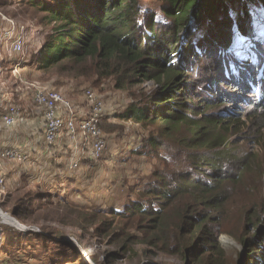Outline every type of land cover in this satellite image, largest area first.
Listing matches in <instances>:
<instances>
[{"label":"trees","instance_id":"1","mask_svg":"<svg viewBox=\"0 0 264 264\" xmlns=\"http://www.w3.org/2000/svg\"><path fill=\"white\" fill-rule=\"evenodd\" d=\"M22 2L42 13L44 22L52 25L39 46L36 62L29 61L34 69L45 71L61 64V70L75 77L110 79L123 94L132 87L152 84L145 98L128 104L121 117L147 132L133 155L154 156L162 167L153 171L151 180L144 175L136 199L127 192L126 201L120 203L105 194L103 205L93 212L74 202L75 229L85 231L83 219L94 225L105 215L95 230L98 233L101 227L109 226L108 237H119L115 259L143 246L187 264H224L218 238L227 233L245 248L246 259L240 264H264V195L252 198L257 205L241 210L236 233L225 229L230 203L241 194L247 195L249 169L255 182L251 183L255 188L251 196H258L261 190L264 159L259 162L258 156L246 149L248 144L259 146L263 139L259 131L264 130V49L251 50L250 72L249 63L241 62L233 51V43L238 35H250V8L264 10V0ZM233 27L238 34L231 32ZM7 28L8 24H0V36ZM0 53L7 54L3 48ZM8 56L10 67L22 64L20 55ZM258 67L261 75L255 74ZM104 118L103 114L100 126ZM249 121L258 130L254 137L249 133ZM65 141L61 146L53 145L55 152L48 151L45 161L19 171L15 178L3 175L10 193H18L15 185L25 178L29 186L34 183L53 192L65 207L72 205L70 199L87 197L88 189L94 190L95 185H91L89 172L78 174L72 169L77 158ZM58 146L66 153L60 154ZM63 156L66 159L56 161ZM120 159L127 161L122 156ZM117 187L122 189L123 182ZM24 198L18 201L23 204L11 211L21 220L28 215ZM41 198L37 200L43 202ZM102 206L108 207L106 212ZM0 230L8 233L2 227ZM116 232L121 234L113 235ZM6 240L16 247L12 252L20 253L23 262L44 263L43 258L37 260L41 255L32 257L34 252L21 254L26 245L18 235L9 234L3 243ZM67 245L61 247L71 249V259L76 262L78 251ZM49 262L58 264L56 260Z\"/></svg>","mask_w":264,"mask_h":264},{"label":"rangeland","instance_id":"2","mask_svg":"<svg viewBox=\"0 0 264 264\" xmlns=\"http://www.w3.org/2000/svg\"><path fill=\"white\" fill-rule=\"evenodd\" d=\"M147 1L154 2V0ZM153 8L157 9L156 6ZM250 10L251 18L248 22H250L251 28H253L249 36H237L233 43V51L238 53L241 62H244V64L249 63L248 70L251 72L253 71L250 61L251 50L255 47L264 49V10L256 6H251ZM233 18L234 14L232 15ZM9 22L22 26L21 30L24 32L26 48L24 54L20 56V58H23V61H21L22 64L17 69L19 72L18 77H16V70H13L14 67L8 65V54H1L0 91H12L16 89L17 92L22 94V97H28L34 106L31 91L25 89L24 82H28L38 87L45 86L56 90L73 106H81L84 110L86 109L84 92L86 90L91 91L100 99L103 106L105 118L100 129L107 140V151L99 161L93 162L88 160L87 164L84 162L86 158L88 159V155L83 154V159L80 160L79 164L80 167H77L76 172L78 174L81 172H89L90 181L92 182L91 185H95V189H88L87 197L74 198V200L70 199L69 204L72 205H67L68 207L62 205L56 196L53 197L54 193L47 188H42V185L38 186L37 184L31 183L29 186L25 178L19 181L15 185L16 187L14 186L18 190L16 194H11V188L5 184L6 188L3 194L0 190V213L2 212L13 217L26 228L39 230L38 234L44 237L42 239L37 238L31 231L30 233L18 231L9 224H6V222L0 220V229L2 227L8 232L4 235L2 230L0 231V254H2L0 264H31L32 262H23V257L20 253L12 252L16 247L8 243L10 240H6L7 242L5 241L3 243V240L9 234L18 235L22 240L21 244L26 245L20 251L21 254L23 253L24 255V252H34L32 257L41 255L37 260H42L43 258V264H51L49 262L51 260H56L58 264H187L181 259L160 252L158 249L143 246H138L137 251L128 254L124 257L125 259L123 257L115 259L113 253L117 251L115 242L116 238L119 237H112L111 239L108 237V234H111L108 230L109 226L101 227L98 233L95 230V227L99 226V221L104 220L103 216L105 215L100 216L94 225H89L88 218L83 219L81 223L85 231L75 229L74 227L76 222L75 215L72 213L74 212V202H80L79 204H81L82 208L93 212L94 210L100 209V205H103L102 197L105 201V194L113 196L117 201L120 200V203H122L121 201H126L125 195H127V192H132L130 196L132 200L136 199V191L143 184V179L148 178V180H151L153 171L162 167L159 160L154 156L144 157L133 155L136 152L134 149L141 144L142 138L147 135V132L140 125L121 117L129 105L141 102L140 100L145 98L151 90L152 84L145 83L140 87H132L126 91L128 93L123 94L114 88V82L110 79H99L92 76L93 78L87 80L85 78L75 77L73 73L61 70V64L45 71L37 70V68L34 69L33 65H29V61L33 62V64L36 62V52L39 46L46 41L52 25L45 23L44 15L22 2V0H0V24L6 25ZM231 32L238 34L235 27L231 29ZM25 60H28V62L24 63ZM29 72L31 73L29 74ZM257 73L261 75V68L255 72L256 75ZM222 88L225 91H230L227 89L228 87L222 86ZM246 98L254 100L252 95H247ZM17 105L23 110L21 104L17 103ZM251 126L253 127V123L249 121V133L254 137L253 134L258 130L257 127L252 128ZM259 132H261L263 137L261 144L259 146L256 144H248L246 150L257 155L259 162H261L264 159V130ZM61 137H59L55 144H60L61 146L64 143L63 140H65V137L72 144L64 133L61 134ZM54 146L48 149V151L51 153L55 152ZM60 146L56 150L59 151ZM252 146L253 148L251 149ZM63 152V154L66 153L65 150ZM121 156L127 161L119 162L121 161ZM63 159H66L65 156L59 160L56 159V161ZM85 169L88 170L85 171ZM144 171H148L149 174H144ZM251 173H253L252 169H249L245 182L247 195L241 194L239 197H235L227 208L229 210V214L226 216L228 221L225 226L227 232L236 233V222L239 220L241 210L244 207L257 205V201L251 202L252 198H261L260 195H264V167L263 173L260 176L261 190L258 196H251L253 194L251 191L255 189L251 184L255 183L252 180L253 176ZM121 181L123 182L122 189L117 187V184L120 185ZM110 186L111 189H109ZM48 194H50V198H48ZM23 196L25 197L23 199L25 205L23 206L28 215L27 218L21 220L12 216L11 211L16 205L20 206L23 204V202L18 203ZM38 196L40 198L43 196L41 198L43 202L37 200ZM30 200L32 203H30ZM246 201L249 203L246 204ZM50 202H52V205H50ZM23 206L21 207L23 208ZM107 209L108 207H103V212H106ZM28 234H31L32 237ZM120 234L121 232H116L113 235ZM218 243L224 252V257H222L224 264H240L243 259H246L245 248L229 234L225 233L220 235ZM63 244H68L78 251L79 259L76 258V262L74 258L71 259L74 255L73 251L68 249V247H61ZM26 248L29 251L25 250ZM5 250L9 253L4 254Z\"/></svg>","mask_w":264,"mask_h":264},{"label":"built area","instance_id":"3","mask_svg":"<svg viewBox=\"0 0 264 264\" xmlns=\"http://www.w3.org/2000/svg\"><path fill=\"white\" fill-rule=\"evenodd\" d=\"M21 27L9 22L8 28L0 36V50L2 48L5 49L8 55L16 54L22 56L24 54L26 40ZM39 49L36 52L37 54ZM19 66L20 62L13 66V70H16L17 75ZM24 85L25 89H29L32 93L34 106L42 111L44 138L47 146L55 145L61 134L65 132L72 143L78 144L80 142L81 151L88 155L89 161L97 162L102 159L107 151V140L100 129L103 106L96 95L89 90L84 92L85 114L78 115L75 118L76 106H73L58 91L46 87H38L28 82H24ZM6 93L9 92L6 90L3 92L5 97ZM20 114L21 108L19 105H10L0 114V120L5 126L9 127L15 124ZM24 160L25 157L20 152L12 149H0V190L2 194L5 190V180L1 173L4 162H22ZM78 163L74 162L71 166L72 169H76Z\"/></svg>","mask_w":264,"mask_h":264},{"label":"crops","instance_id":"4","mask_svg":"<svg viewBox=\"0 0 264 264\" xmlns=\"http://www.w3.org/2000/svg\"><path fill=\"white\" fill-rule=\"evenodd\" d=\"M6 97L1 90L0 92V114L10 105L21 104L23 110L17 118L16 122L12 126H5L0 120V149H12L20 152L24 155L25 160L20 161H6L1 169L2 175L6 178L16 177L19 171L29 170L34 164L41 161H45L47 157V146L44 138V121L42 111L31 104V100L28 97H22L20 92L16 89L8 91ZM75 105V104H74ZM75 111L77 118L78 115H84L85 110L78 105ZM67 136V134L64 132ZM61 137V136H60ZM68 137V136H67ZM62 138V137H61ZM67 142H66V141ZM67 147L73 148V154L80 164V160L83 158L85 152L81 151L80 142L78 144H70L65 137ZM63 149L60 150V154L63 155ZM77 169V168H76Z\"/></svg>","mask_w":264,"mask_h":264},{"label":"water","instance_id":"5","mask_svg":"<svg viewBox=\"0 0 264 264\" xmlns=\"http://www.w3.org/2000/svg\"><path fill=\"white\" fill-rule=\"evenodd\" d=\"M2 213V212H1ZM3 216L7 217L10 221L11 224H9L11 227L15 228L18 231H22V232H34V233H38L39 230L35 229V228H26L23 225H21L20 223H18L13 217L7 215V214H3ZM15 225H18V227H16ZM66 240V238H64Z\"/></svg>","mask_w":264,"mask_h":264},{"label":"bare ground","instance_id":"6","mask_svg":"<svg viewBox=\"0 0 264 264\" xmlns=\"http://www.w3.org/2000/svg\"><path fill=\"white\" fill-rule=\"evenodd\" d=\"M0 220L6 222V224H11V221L7 217L3 216L2 213H0ZM15 226L18 227V225Z\"/></svg>","mask_w":264,"mask_h":264}]
</instances>
